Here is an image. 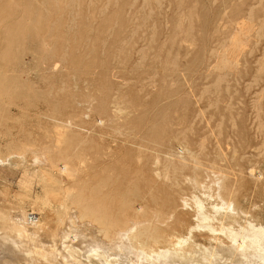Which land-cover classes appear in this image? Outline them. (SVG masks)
I'll use <instances>...</instances> for the list:
<instances>
[{"label":"rangeland","instance_id":"1","mask_svg":"<svg viewBox=\"0 0 264 264\" xmlns=\"http://www.w3.org/2000/svg\"><path fill=\"white\" fill-rule=\"evenodd\" d=\"M55 1H0L8 60L0 76L9 81L0 96V214L23 209L45 228L65 225L61 201L70 210L71 195L107 178L110 188L138 183L128 217L141 209L144 227L186 236L196 198L206 212L222 216L228 205L241 225L264 228V0ZM42 157L76 177L41 167ZM165 162L179 166L176 179L154 175ZM75 224L72 234L86 233V221ZM196 244L209 246L205 230L191 233Z\"/></svg>","mask_w":264,"mask_h":264},{"label":"bare ground","instance_id":"2","mask_svg":"<svg viewBox=\"0 0 264 264\" xmlns=\"http://www.w3.org/2000/svg\"><path fill=\"white\" fill-rule=\"evenodd\" d=\"M0 1H2V0H0ZM32 1H34V0H32ZM57 1H55V2H57ZM76 1L78 2V0H76ZM66 2H68V1H66ZM30 3H29V7L31 5ZM71 3H73V2H71ZM64 4H65V1H64ZM131 4H133V2ZM142 4H144V3H142ZM23 5L26 7V5H28V4L25 5V3H24L21 6H23ZM69 5L70 4H68V6ZM55 6L57 7V4H55ZM66 6H65V9H66ZM32 7H31V9H32ZM28 8L26 7L25 10L28 11L29 10ZM71 8L72 7H70V9ZM160 8H161V6H160ZM57 9H58V7H57ZM158 9H159V7H158ZM64 11H67V10H64ZM18 12H20V11H18ZM25 12L23 14H25ZM30 12L31 11H29L27 13H29V15H30L31 13L35 12V10H33V12H31V13ZM70 13L69 14L71 17L74 13L73 14H72V12H70ZM150 13H149V15H150ZM15 14H17V12H15ZM15 14L13 15L14 17H15ZM17 15H16V19L18 17ZM133 15H132V17H134ZM13 16H12V19L10 17L9 18L11 20H13L14 19ZM26 16H25V18H26ZM33 16H35V15H33ZM62 16H59V17H62ZM157 16H159V15H157ZM54 17H55V15H54ZM67 17H69V16H67ZM123 17H125V16L123 15ZM9 18H8V21L10 20ZM62 18H64V17H62ZM148 18H149V16L147 17V19ZM246 18H248V16ZM29 20L30 19H28V21ZM144 20H145V18H144ZM8 21H6V22L8 23ZM31 21H32V19H31ZM31 21H29V22H31ZM71 21H70V23H72ZM17 22H19V21H17ZM17 22H16V24H17ZM7 23H5V24H7ZM13 23H15V22L13 21ZM18 25H19V23L16 25V27H20V25L19 26ZM23 25H24V23H23ZM73 25H74V23H73ZM52 26H54V25L52 24ZM69 26H71V24L68 25L67 28H69ZM8 27H11V26L8 25ZM13 27H14L13 29L15 30L16 28H15L14 24H13ZM22 27H21V29H22ZM31 27H33V25L30 26L29 28H31ZM2 28H4V27H2ZM67 28H66V30H67ZM5 29L6 28H4V31L0 30V34H1V31H3L2 32V34H3L5 32ZM11 29H12V27H11ZM138 29H139V27H138ZM22 30H24V29H22ZM14 32L13 33L11 32L10 34L11 35L13 34V36H14V34L17 35V34L21 33V31H17L18 33H16V32L14 33ZM5 33H7V32H5ZM29 33H30V31H29ZM132 35H133V33H132ZM132 35H131V37H133ZM134 35H135V33H134ZM3 37H6V36H3ZM40 37H41V35H40ZM12 38H10V35H9V40H7V41H10V39H12ZM43 38H45V37H43ZM2 41L5 42L6 40L3 39ZM222 41H224V40H222ZM4 42H2V44ZM8 45H9V43H7V46ZM4 46L7 47L5 44H4ZM220 46H221V48H223V44ZM1 48H3V47H1ZM143 49H140V50H143ZM2 51H4V49ZM2 51L0 52V54L3 53ZM5 52H6V50H5ZM8 53H9V51H8ZM139 54H140V52H139ZM0 57H2V58H0V60L2 59L1 63H3L4 57H5V62L8 61V60H6L7 59L6 56L3 57V55H1ZM215 57H217V56L215 55ZM220 60L221 61L219 63V66L224 67L226 65L225 59L220 58ZM140 63H141V61H140ZM255 63H257V61ZM5 64L3 63L2 65H5ZM2 68L3 67L0 65V69H2ZM262 69H264V68H262ZM257 72H258V70H257ZM260 72H262V71L260 70ZM257 77H259V76H257ZM220 79H218V80H220ZM222 82H224V81H222ZM8 83H9V81L5 76H3V75L0 76V96H2V94L6 91L5 89L7 88ZM215 89H217V88H214V90ZM262 89H264V88H262ZM206 91H208V90H206ZM201 97H202V95H201ZM254 102H257V101H254ZM253 103H252V107L255 106V105H253ZM254 109H255V107H254ZM206 111H207V109H206ZM259 112H260V110H259ZM117 113H119V112H117ZM200 115H202L201 112H200ZM258 115H256V116H258ZM197 117H198V113H197ZM254 120H253V122H254ZM190 132H192V131H190ZM203 140H204V138H203ZM262 147H264V146H262ZM234 154H232V155H234ZM177 159H178V157L175 158V160H177ZM188 159L190 161H193V159H194V165H195V166H193L194 170H200L201 169L196 162L195 156L190 155ZM36 161H37L36 163H38L39 161L42 163L41 167L46 165L45 167L47 169H48L47 166L55 165L53 163L48 164L45 161L47 163L46 164L44 162L43 157L40 160H37V158H36ZM1 162H3V160L2 161L0 160V163ZM178 163L182 164L181 169L186 167L185 160L182 161V160L178 159ZM39 165H40V163H39ZM51 166H49V169H51ZM45 167H43V168H45ZM178 169H179V166L173 165L169 162H165L160 167L159 172L157 170V172H155L154 175L157 177H161V174H163L164 177L169 176V177H172L173 179H176V178H174V176H171V175H174V173H170V172H172V171L175 172ZM54 170L57 171L58 173H63V174L65 173L66 176H68V177L70 176V179H71V177L73 178L74 176L76 177V175H77V172L71 171V169L67 166V163H64L63 166H58L56 164L54 166ZM194 175L195 176L193 177L192 182L195 185V184H198L197 179H198L199 172H195ZM249 175H251V173ZM135 177H138L137 173H135ZM226 177L227 176H224V178H226ZM222 179H223V176H222ZM49 180L50 179H48L47 181H49ZM167 180H168V178H167ZM109 182H110V180H107V178H101L97 182H95L96 184L94 186L87 188V192H85V194L76 192V194L71 195L69 197L72 201V204H71L72 207L70 210H68L69 205L68 206L66 205L67 206L66 207L62 203L61 199L60 200L57 199V204H59L58 201H61L60 208L65 210V213L63 216L65 225L62 224L61 226H56L54 228L49 226L52 229H50L49 227L45 228V227H47V225L45 227H44V225H41V223H39V219L35 218L33 213L30 214V215H33V217L28 219V217L25 216L24 211H22L23 209L19 211V214L17 213L15 216L13 215L12 218H10V219H8V218L6 219V215L4 216L3 214H0V264H63L64 262L67 264L68 263H70V264H82L80 262V260L73 258L74 252H76V255L77 254L80 255L79 257L77 256V258L83 257L85 260H87V262L89 264H95L92 262V260H95V262L97 264H264V228H262L261 226L253 225V224L248 223V222H245L246 223L245 225H241L239 223V221L235 219V214L233 213L234 210L232 209L231 206L227 205L225 207V209H226L225 213L222 216H218L219 213H217V211H215V209L212 207H211L212 208L211 212H206L205 207H203L202 203L200 201H197V199L195 198V200L193 201V204H194L195 209H196L195 214H194V220L196 221L197 225L190 226L186 231V234H185L186 236H179L176 233H174V231L168 232L169 231L168 229L167 230L164 229V231L160 232L159 229H157L156 227H147V226L144 227V223L146 220V219L144 220V217L146 216V213L141 212V214H139L141 209L138 211L137 208L136 209L133 208L132 212H131V217L130 216L128 217V214H129L128 212L131 211V209H130L131 208V203H130L131 197H130V195L133 194L134 192H136V190H137L136 186L138 185V183L134 184L135 186L134 185L130 186V188H128V189L127 188L122 189L121 186H116L114 188H110L108 186L110 184ZM174 182H176V181H174ZM221 182H222V180H221ZM218 183H220V181H218ZM82 187H84V186L82 185ZM131 187H133L135 189H133ZM223 193H224V195H226L227 191L223 189ZM218 196H219V194H218ZM150 198H151L150 200L152 201V203L154 202L156 204L155 206L158 207L160 205V204H158V202L157 203L155 202L156 199H153L152 196ZM192 199H194V198H192ZM181 201H180L181 204L178 207H181V206L185 207L187 205L186 200L182 199ZM168 205L174 207L173 205H175V203H173L171 200H169ZM194 206H192V207H194ZM20 212H22V213H20ZM14 214H15V212H14ZM10 215L11 214H8L7 216L10 217ZM157 217H158V215H157ZM157 217H156V220H157ZM80 220L86 221V225H84V227H83V228H85L84 231H86V233L85 234H84V232H83V234L80 233L81 231L79 232V229L77 228L80 235H78V234L75 235L77 233V231L75 229L77 227L76 226L77 223L75 224V222L80 223ZM169 220L170 219H168V221ZM164 223H165V221H164ZM235 223L237 224L238 227L239 226H243V227H240L238 230H235L236 229L235 228L236 226H234ZM49 225H51V224H49ZM73 225H75L76 227ZM163 225L160 224V226H163ZM29 226L30 227L32 226V227L29 228ZM199 227H202V228H199ZM70 228H72L73 230L75 229V231H76L75 234H74V232H73V234L71 233ZM80 229H82V228H80ZM195 230H198V231H200V230L204 231L205 230L206 240L209 243L208 247H203V246L201 247L199 244H196L195 245V247H197L196 251H194L195 249L193 246L189 247V237H190L191 233ZM82 231H83V229H82ZM43 233L45 235H43L44 238L42 236H40L43 238L42 242H40L39 241L40 238L38 239L37 237ZM36 239H38V241L40 242L39 244H37L38 241ZM69 240H70V242H69ZM66 242H68L69 244H67ZM211 243H214V246H212ZM67 246H68V248H66ZM66 249H69V251H72V252H69L68 250L65 251Z\"/></svg>","mask_w":264,"mask_h":264}]
</instances>
